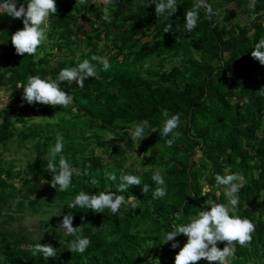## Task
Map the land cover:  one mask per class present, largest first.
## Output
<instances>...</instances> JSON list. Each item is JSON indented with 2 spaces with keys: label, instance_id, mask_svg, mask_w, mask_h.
<instances>
[{
  "label": "trees",
  "instance_id": "16d2710c",
  "mask_svg": "<svg viewBox=\"0 0 264 264\" xmlns=\"http://www.w3.org/2000/svg\"><path fill=\"white\" fill-rule=\"evenodd\" d=\"M26 2L17 0V7H26ZM90 2L56 0L58 11L49 19L47 46L42 44L48 49L41 45L34 56L15 53L11 35L23 28L22 20L0 13V89L10 91L21 105L15 113H26L20 86L26 85L28 77L54 80L64 67H74L92 55L104 56V50H99L101 42L113 50L107 55L109 71L97 65L99 80H85L82 89L75 82L70 86L61 83L74 98L67 108L35 106L28 118L13 120L7 115L10 110L0 111V116L4 114L0 120V215L10 196L8 190H15L9 180L22 176L13 170L11 162L2 167L4 153L13 144L29 145L38 155L28 165L34 166V178L39 183L25 182L18 206L28 200L34 209L45 197L65 204L62 219L63 215H73V227L81 225V216L86 217L83 234L91 245L80 254L68 250L67 243L73 237L64 231L54 239L35 240L0 230V264H174L179 247L172 249V242L162 244L164 234L174 225L190 222L204 207L206 183L216 186L220 193L210 200L227 203L215 175L231 173H240L247 181L239 192L240 203L234 214L249 218L256 228L250 245L237 244L229 264H264V66L251 57L255 44L264 38V0H207L217 14L209 19L200 9L197 27L191 32L185 30L184 15L196 0H177V13L167 18L156 17V0H113L104 6L110 23ZM232 3L237 10H223ZM239 14L252 18L245 23L231 22ZM167 24L173 27L165 33ZM148 36L150 41L142 43L141 39ZM8 72L12 76L5 79ZM162 109H168L170 115L180 114V126L175 131L181 136L171 147L166 144L171 134L161 135ZM69 113L74 116L60 115ZM37 117L59 120L29 123ZM15 124L25 127L17 130ZM139 124H143L146 137L135 150L129 130ZM74 126L87 135L73 132L70 127ZM99 132L109 137L101 139ZM57 133L64 137L61 154L82 173L73 175L71 187L64 192L50 183L41 184V179L50 182L52 177L46 164ZM88 140L95 141L91 148ZM121 142L128 151L142 153L141 167L146 168L128 174L149 185L147 194H143L142 185L118 193L126 199L137 197V208L122 207L116 215L108 209L93 213L78 206L69 208L81 190L91 194L117 190L127 152ZM97 148L113 159L106 163L97 155ZM105 170L115 171L117 181L107 180ZM157 170L164 178L162 187L167 194L153 199L154 190L161 186L152 180ZM37 243L56 248V256H33L32 247ZM217 246L222 249L224 244Z\"/></svg>",
  "mask_w": 264,
  "mask_h": 264
},
{
  "label": "clouds",
  "instance_id": "9594fccd",
  "mask_svg": "<svg viewBox=\"0 0 264 264\" xmlns=\"http://www.w3.org/2000/svg\"><path fill=\"white\" fill-rule=\"evenodd\" d=\"M86 2L87 0H79L80 4ZM103 2L105 5H109L113 3V0H103ZM154 5L157 18L162 16L167 18L178 11L177 0H156ZM202 8L205 10L206 18L210 19L217 14L213 7L207 3V0H196L192 8L184 15L186 31L191 32L197 27ZM57 11L56 0H27L26 7L24 4L17 7V0H0V13H7L12 18L21 19L23 23V28L11 35V43L17 55L34 56L37 53L38 48L48 39L49 19L56 15ZM102 19L111 22L107 7L103 10ZM172 27L171 24H167L164 32L172 31ZM251 57L264 66V38L255 44L251 51ZM97 65L102 66L100 70L104 72L111 69L107 57L92 55L90 59H83L74 67L62 68L54 80L44 79L39 75L30 76L26 85L20 86L23 89L22 100L29 105L38 103L67 108L74 102V98L61 87V83L66 82L70 86L75 82L77 87L82 89L85 80L100 79ZM11 76L12 73L8 72L5 79H10ZM244 102L247 103L248 99L245 98ZM161 114L164 117L161 135L168 137L171 134V138L166 140V144L171 147L181 136L180 132L175 131L180 126V114L170 115L168 109H162ZM145 137L143 124L136 125L132 132L133 141H140ZM63 149L64 137L57 133L54 146L49 148V159L46 164V170L52 174L51 180L49 182L41 179V184L50 183L52 188L61 192L67 191L71 187L74 174L77 176L82 174L79 168H74L61 154ZM57 157H59L58 163ZM104 175L107 180L113 182L118 179L115 171L105 170ZM152 180L157 185H161L154 190L153 199L163 198L167 193L166 189L162 187L164 178L159 170L154 172ZM215 183L223 188L227 203L206 200L205 206L198 214L190 218V222L174 225L172 231L164 234L162 244L172 242V249L179 247V251L174 257V264H198L201 260L207 261L208 264H229L230 259L235 257L237 244L240 247L250 245L256 225L249 218L234 214L240 203L239 192L247 183L245 177L240 173L216 174ZM140 185L142 183L139 176L121 173L115 192L99 191L91 194L81 190L68 207L76 208L78 206L81 209L91 210L93 213H103L105 209H108L113 215H116L122 207L130 206L131 209H136L137 197L132 195L126 199L125 196L118 193L127 191L131 186ZM141 190L143 194H147L149 185L143 184ZM208 191V188L204 189L205 195ZM216 196L219 197L220 193L217 192ZM73 219L71 214L63 215L59 226L66 236L73 237L67 243L68 250L83 254L91 245V240L83 234L86 217L81 216L79 227H73ZM181 234L187 237V241L182 247L176 241V237ZM218 243H223L224 247L219 248ZM32 254L33 256L42 254L44 259L54 258L56 248L50 244L37 243L32 247Z\"/></svg>",
  "mask_w": 264,
  "mask_h": 264
},
{
  "label": "rangeland",
  "instance_id": "374dc122",
  "mask_svg": "<svg viewBox=\"0 0 264 264\" xmlns=\"http://www.w3.org/2000/svg\"><path fill=\"white\" fill-rule=\"evenodd\" d=\"M93 4V6L97 7L99 10L103 12L104 10V2L103 0H90ZM229 9H234L237 10L238 6L234 3L226 5L224 7V11L229 10ZM252 16L249 15H242L239 14L237 15L235 20H232L231 22H240V23H245L247 22ZM82 37V36H80ZM151 39V36L144 37L141 39L142 43H147ZM46 41L43 43L44 45ZM44 45H42V48H46ZM44 46V47H43ZM99 50H104L103 55L107 57V55L113 53V50L110 49L109 47L107 48L104 46V43L101 42L99 45ZM107 48V49H106ZM44 54V53H43ZM42 54V56H43ZM56 59L58 57L55 56ZM179 58H175L177 61ZM148 65V64H147ZM147 65L145 67H147ZM168 67V64H166V68ZM41 104H25V107H23L24 110H26L25 114H28L26 118H28L31 114V110L35 106H40ZM20 104H18L15 101L14 96L12 93L6 89H0V111L4 110H10L7 112V115L11 117V119H15L16 115L20 112L15 113L14 111L16 109H19ZM11 114L9 115V113ZM3 114V112L1 113ZM65 118H72L74 114H67V115H62ZM59 117H53V118H41L37 117L34 118L32 122H39L41 119H43L44 122H51L55 123L59 119ZM1 120V117H0ZM25 125L23 124H15V128L17 130L23 129ZM135 126L130 127L129 130V137L132 138V132L134 130ZM70 129L75 132L79 133L81 135H87V132L85 130L80 129L78 126L70 127ZM97 136L101 139H105L106 137L108 138L109 135L108 133L105 132H99ZM138 142L139 141H134L135 144V150L138 148ZM88 147L91 148L94 144V140H88ZM82 145H86L85 142H81ZM125 143L121 142L122 148L126 149L127 152L125 154V162L123 163V167L121 170V173L123 174H128L130 170H136V171H143L145 170L144 168L142 169L141 167V161L140 158L142 156V153H139L136 155L134 150L128 151V147L124 145ZM99 150V152H98ZM97 155L101 156L106 163H109L113 159V155H110L109 153L104 152V150L97 148ZM38 157V155L33 153L32 148L29 145L24 146H18L16 144H13L11 148L4 153L3 157V164L2 167L5 168L9 162L12 164L13 170L16 172L21 173V178H11L9 182L13 184V188L15 190H8V193L10 194L9 197L6 198L7 203L2 205V213L0 215V230L7 232V233H13V234H25L30 236L31 239L35 240H41V239H54L58 234H62L63 229L59 226L60 222L62 221V210L65 209V204L59 202V201H54L51 202L50 197H45L43 198L39 206H37L34 209H31L28 206V200H24V206L19 207L18 202L20 200L21 194L25 191V182L28 183V185L32 184H38L39 182L35 180L33 170L34 166L32 168H29V161L32 158ZM197 160V156L194 158ZM31 164V163H30ZM32 165V164H31ZM208 188V193L205 195L204 189ZM11 192V193H10ZM219 192L218 188L215 186L210 187L209 184H205L203 191H202V196L204 198L203 204L205 206V201L210 200L212 197L216 196V193ZM63 237V236H62ZM64 241L61 239L60 242ZM187 237L184 235L182 236L181 239H179L177 242L180 245H184L186 243Z\"/></svg>",
  "mask_w": 264,
  "mask_h": 264
},
{
  "label": "water",
  "instance_id": "95a60500",
  "mask_svg": "<svg viewBox=\"0 0 264 264\" xmlns=\"http://www.w3.org/2000/svg\"><path fill=\"white\" fill-rule=\"evenodd\" d=\"M11 114V112L9 113V115ZM28 116V114H17L16 115V118H20V119H22V118H26ZM1 120L4 118V114H1Z\"/></svg>",
  "mask_w": 264,
  "mask_h": 264
}]
</instances>
